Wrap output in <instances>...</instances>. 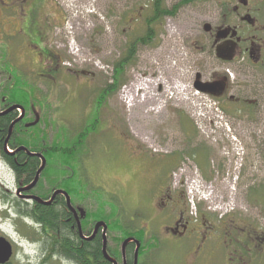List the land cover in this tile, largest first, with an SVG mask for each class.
Masks as SVG:
<instances>
[{
  "label": "rangeland",
  "instance_id": "374dc122",
  "mask_svg": "<svg viewBox=\"0 0 264 264\" xmlns=\"http://www.w3.org/2000/svg\"><path fill=\"white\" fill-rule=\"evenodd\" d=\"M179 1L166 0L169 7ZM217 1L192 0L154 24L151 40L134 45L133 62L124 67L115 92L106 89L115 63L145 34L149 0H45L44 7L59 21L52 42L62 64L53 78L39 76L40 70L24 62L28 48H14L16 56L8 61V51L0 47V69L9 70L0 73V81H6L0 99L11 85L26 95L28 126L22 134L31 136L32 128L54 139L53 158L62 178L77 182L81 207L105 210L112 221L134 230L140 223L131 219L137 200L148 197L146 189L159 184L169 169L170 185L184 189L194 216L203 212L222 230L230 224L233 230L264 234V185L259 186L264 160L250 149V118L195 87L206 64L200 56L203 24L211 21ZM151 81L155 97L147 98ZM30 140L51 148L36 137ZM14 182L0 158V235L16 243L6 264H69L53 254L46 257L38 225L11 208ZM124 230L110 234L123 236ZM163 246L156 255L159 264L193 262L175 244L164 241ZM197 264L223 263L203 259Z\"/></svg>",
  "mask_w": 264,
  "mask_h": 264
},
{
  "label": "flooded vegetation",
  "instance_id": "af4514ba",
  "mask_svg": "<svg viewBox=\"0 0 264 264\" xmlns=\"http://www.w3.org/2000/svg\"><path fill=\"white\" fill-rule=\"evenodd\" d=\"M44 4L45 0H0V32L2 33L0 47H5L8 51L6 55L8 61L12 56H16V53H12L14 48H28L31 52L24 57V62L40 70L39 76L53 78L61 69L62 64L52 42L59 21L52 16L50 11L46 10ZM213 11L210 13L211 21L203 24L204 29L201 36L203 45L200 46V56L206 64L203 70L197 73L195 85L201 83L206 91L197 90L217 100L221 106L227 102L236 105L237 109L248 114L250 149L258 160H264V0H218ZM1 69L0 73H9V70L4 67ZM2 83L5 84V80L0 81V85ZM13 87L14 85H11L7 90L12 91ZM2 89L5 91L4 87L0 90ZM15 105L23 108L24 114L22 112L19 114L17 109L8 111ZM4 111H7L4 115L13 113L16 115L13 121L25 115L15 126L22 121H24V127L28 126L25 119L28 110L23 104L0 105V113ZM13 130L10 136L9 134L6 136L2 145L7 156L0 152V158L8 164L15 176L12 186H16V189L10 206L20 216L18 204L34 211L38 203L33 199L34 196L49 201L56 190L61 189L67 192L76 214L69 208L65 194L56 195L50 204L62 207L64 199L66 211L73 219L72 251L75 256L72 258L61 253L54 254L62 257L63 261L69 264H87L86 262L93 264V256L90 253L92 251H88L84 258L79 259L76 257L78 255L75 250H80L85 245L89 246L95 240L100 239L104 257V245H106L107 253L113 260L105 257L110 264H159L156 255L158 249L164 248V241L175 244L180 252L184 251V257L193 260L190 264H197L203 259L208 263L222 261L223 264H264V234L233 230V225L230 224L222 230L203 212L196 213L194 216L189 210L184 189L170 185L167 174L169 169L159 184H153L154 188L150 190L146 189L149 193L148 197L142 196L137 200L134 207L136 216H131V219L139 221L140 225L137 224L134 230H128L117 219L112 221L108 216L111 213L105 211L106 216L99 217L94 215L99 211H89L78 204L77 182L76 185L72 180L70 183H62L59 163L54 159L55 164H49L48 159L54 156V139L44 134L32 135L28 138L26 134H22L24 128L17 134H13ZM35 137L43 140L47 147L51 145L50 150L45 149V145L41 148L39 144L37 147L42 151H36L34 147L21 144L23 141L34 142L30 138ZM22 146L28 150H17ZM74 148L72 153L76 156L75 145ZM28 151L44 156L46 159L44 172L49 166H53L55 169L51 171L55 176L58 171V182H52L53 179L46 177L42 171L37 183L31 189H25L31 186L35 177L26 181L24 172L15 171L14 163L18 164L20 156H32ZM36 157L42 165V158ZM262 165L260 170H264V164ZM251 167L256 168L255 165ZM263 185L259 184V186ZM52 186H74L75 188L69 192L67 188ZM24 216L34 225H38L40 229L38 231L43 234L41 240L44 239L49 246V235L44 232L48 227L44 228L43 224L35 221L29 213ZM79 222L82 232H80ZM101 222L105 223L106 227L97 225ZM222 222L219 220V224ZM116 229H125L123 236L110 234ZM10 241L13 246L16 245L14 240L10 239ZM221 249H224L225 253H222ZM172 251L173 254L176 253L175 248Z\"/></svg>",
  "mask_w": 264,
  "mask_h": 264
},
{
  "label": "trees",
  "instance_id": "16d2710c",
  "mask_svg": "<svg viewBox=\"0 0 264 264\" xmlns=\"http://www.w3.org/2000/svg\"><path fill=\"white\" fill-rule=\"evenodd\" d=\"M149 1H150L149 7H151L150 8L151 13L146 18V23H147L148 28L145 34L133 40V42L128 47L127 53L117 63H115L113 83H110L108 85V88H106L107 90H110L111 92H115L121 86L120 75L124 71V67L127 64L133 62V56L135 53L134 45L138 42L148 43L151 40L152 35L155 31L153 28L154 24L160 23L162 19H164L167 16H175L182 5H185L186 3L192 0H180L178 3L174 4L171 7L167 5L166 0H149ZM146 7L147 6H145L144 8ZM3 85L4 84L2 83L1 86L4 87ZM5 87H8V83L5 85ZM16 89L17 87L15 88L13 87L12 91L1 92V99H0L1 106H4V104L5 106H8L12 103H18L21 105L23 104L26 107L28 106V102L25 100L26 95L25 96L20 95V93H18ZM15 117L16 115L14 113L0 116V152L4 156H7V155L4 152L2 145L4 143V139L9 134L10 125L12 121L15 119ZM23 123L24 121L19 122V124L15 126L13 130V134H17L18 131L22 130L23 128L24 130L25 128L27 129V126L24 127ZM40 133H42V131H39L38 133H36V131L32 130V128L28 130V134L31 136L40 135ZM21 144H24L31 148L34 147L35 148L34 150L36 151H41V149L37 147L38 144H36L35 142H30V141L24 142L23 141L21 142ZM65 156L66 154H64V157ZM54 159L55 158H49L48 159L49 164L50 163L55 164ZM69 159H70V156L68 155V160ZM11 161H12V158H11ZM40 163H41L40 160L36 156L23 155L19 157L17 165L14 163V168H15V171L19 173L24 172L26 176V181H30L31 179L35 177L37 170L40 168V165H41ZM62 163L63 165L64 164L66 165L65 161ZM52 169H55V168H53V166H49L45 172L43 171V174L46 175V177L48 176L49 179H53L52 182H58V178H57L58 171H57V176H55L54 173H52L51 171ZM43 174H42V177H43ZM42 177H41V180H42ZM61 181L64 184L65 182H68L66 181L65 178H61ZM52 187L54 188L64 187V188H67L69 192L73 188H75L72 186H52ZM18 208L20 209L19 212L21 213L20 215L21 217L20 216L19 217L21 219L25 220L26 218L24 215L29 213L30 216L35 221H37L40 224L42 223L44 228H46V226L48 227V229L44 231L45 233L49 235V239H48L49 246L46 245L47 247L44 248L47 252L46 254L49 253L48 256L46 257H49L50 254L56 255L58 253H61L62 255H67L69 257L74 258L75 254L72 251V244H73L72 220L73 219L71 218L72 217L71 214H69V212L66 211L64 199H63L62 207L54 206V205L44 206V204L36 203V206L34 207V211L32 209H27L28 207L22 206L21 204H18ZM94 215L99 216V217H104L106 216V212L105 210H101L97 213H94ZM40 235H41L40 237H42V233H40ZM101 246H102L101 240L100 239L95 240L89 246L85 245L80 250H75V253L78 255L76 257H79V259H82L85 257V254L88 251H92L90 253L93 256V264H110V262L104 257L101 251ZM86 263L90 264L88 262Z\"/></svg>",
  "mask_w": 264,
  "mask_h": 264
},
{
  "label": "water",
  "instance_id": "95a60500",
  "mask_svg": "<svg viewBox=\"0 0 264 264\" xmlns=\"http://www.w3.org/2000/svg\"><path fill=\"white\" fill-rule=\"evenodd\" d=\"M199 83V82H198ZM197 89L201 90V91H206L205 88H203L201 86V83L199 84H196L195 85ZM22 109V113L24 114V109L19 107V105H15L13 107H11L8 111H11V110H14V109ZM5 113H7V111H4V112H1L0 115H4ZM24 116V115H23ZM19 117L17 118L15 121L12 122L11 126H10V129H9V136L11 135L12 133V130L15 126V124L20 120L22 119V117ZM6 145H7V142H6ZM28 150L26 147L22 146L20 148H18L17 150ZM29 152V155H32V156H39L42 158L43 160V163L42 165L40 166V168L38 169L37 173H36V176H35V179L34 181L32 182L31 186H28L27 188L25 189H31L33 187L34 184L37 183L42 171L44 170L45 166H46V159L44 158V156L40 153H32L30 151ZM58 194H65L67 196V203H68V206L69 208L74 211V213L76 214L75 210L73 209L72 205H71V199L69 197V195L67 194L66 191L64 190H61V189H58L54 192L52 198L49 200V201H45L43 200L42 198L38 197V196H34L33 199L36 200L38 203L40 204H44V205H50L52 203V201L54 200V198L56 197V195ZM98 226H101V225H104L106 227V224L101 222L99 224H97ZM79 227H80V232H82V229H81V225H80V222H79ZM128 241V240H127ZM127 241H125V243H127ZM104 254H105V257L108 259V260H112V258L109 256V254L107 253V250H106V245H104ZM13 255V244L10 240H8L7 237L5 236H2L0 235V264H6L10 261L11 257Z\"/></svg>",
  "mask_w": 264,
  "mask_h": 264
},
{
  "label": "bare ground",
  "instance_id": "6f19581e",
  "mask_svg": "<svg viewBox=\"0 0 264 264\" xmlns=\"http://www.w3.org/2000/svg\"><path fill=\"white\" fill-rule=\"evenodd\" d=\"M142 82H143V81H142ZM152 83H153L152 81H151V82H146V88H145L146 90H145V91H146V94H147V98H148V96H150V97H152V98L155 97V96L153 95V92H152V86H151ZM158 84L160 85V86H159V89L162 90V89H163V88H162V87H163V83H162V81L160 82V80H159V81H158ZM144 85H145V83H144ZM142 89H143V88H142ZM163 91H164V90H163ZM163 91H162V92H163ZM146 94H145V96H146ZM152 98H151V99H152ZM146 100H147V99H146ZM144 102H145V100H144ZM135 233H136V232H135Z\"/></svg>",
  "mask_w": 264,
  "mask_h": 264
}]
</instances>
